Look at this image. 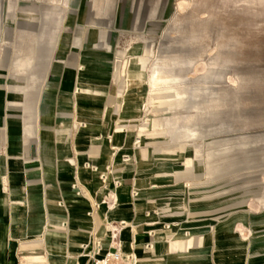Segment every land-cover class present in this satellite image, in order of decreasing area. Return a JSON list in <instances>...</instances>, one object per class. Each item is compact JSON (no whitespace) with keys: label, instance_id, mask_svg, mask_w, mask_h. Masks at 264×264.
Returning a JSON list of instances; mask_svg holds the SVG:
<instances>
[{"label":"rangeland","instance_id":"obj_1","mask_svg":"<svg viewBox=\"0 0 264 264\" xmlns=\"http://www.w3.org/2000/svg\"><path fill=\"white\" fill-rule=\"evenodd\" d=\"M113 133V167L166 150L170 242L207 234L216 264H264V0H0L8 211H30L45 165L78 181L81 152Z\"/></svg>","mask_w":264,"mask_h":264},{"label":"crops","instance_id":"obj_2","mask_svg":"<svg viewBox=\"0 0 264 264\" xmlns=\"http://www.w3.org/2000/svg\"><path fill=\"white\" fill-rule=\"evenodd\" d=\"M156 81V78L150 79L153 85H156ZM123 138L122 134L113 133L110 142L106 137L102 138L100 149L85 148L81 152L82 159H77L76 168L80 172L77 180L84 191L83 195H75L71 188L74 168L67 162H52L44 166V176L40 181L43 191L35 193L33 198L31 196L33 201L30 211H8V195L0 185V264H88L86 257L78 256L79 245L89 242L92 233H95L102 237L106 248L108 238L105 235V222L120 219L129 222L135 232L131 245L130 227L121 230L122 249L132 250L139 258V264H216L211 238L207 234L202 240L194 234L178 243L175 240L170 242L164 238L167 232L157 224L158 237L153 249L147 251L143 248L147 240L145 222L154 218L152 214L146 215L145 211L166 203V194L174 188L173 182H166L164 148L140 146L133 150L136 157L134 165L125 167L114 164L119 171L110 177L108 184L113 176L118 175L122 179V184L116 189L117 206L109 210L100 202L102 190L98 173L84 168L82 163L89 160L97 165L98 170H103L111 161L115 162L119 158V153L113 156L110 144L121 146ZM78 140V144H85V138L79 137ZM162 143H165V139H162ZM41 151L46 159H50V145L45 144ZM87 151L91 153V158L85 153ZM7 171L11 173L9 169ZM20 175L9 174V179ZM132 182L139 192L136 198L130 197ZM8 185V194H11L10 187L14 185ZM94 203L99 205L94 207ZM90 210L91 215L88 214ZM62 222L65 223L64 227H60ZM177 222V226L169 233H181L182 224ZM45 223L51 225L49 230H43Z\"/></svg>","mask_w":264,"mask_h":264},{"label":"built area","instance_id":"obj_3","mask_svg":"<svg viewBox=\"0 0 264 264\" xmlns=\"http://www.w3.org/2000/svg\"><path fill=\"white\" fill-rule=\"evenodd\" d=\"M134 144L136 147H139V138H137ZM111 149L113 154L117 152L116 147H112ZM128 160L129 158L127 154L121 155L122 163H125ZM83 166L98 173L103 193L100 202L105 204L107 209L114 208L117 205L116 189L121 185L122 179L119 176H113L111 183L108 184V176L116 169L109 164L104 168V170L100 171L98 170L97 165L90 162L84 163ZM151 186L153 187L154 185ZM71 188L75 195L80 196L84 194V191L78 181H74L71 184ZM129 193L131 198H136L139 194L137 188L133 185V182ZM61 204L62 202H59V205ZM98 205L99 203H94V207H97ZM91 213L92 210L88 212L90 215ZM145 214H152L154 216V218L145 222V225L147 226L145 230L147 240L144 242L143 248L150 251L153 249L155 240L158 237V229L155 225L159 224L160 229L167 232L164 233V238L169 241V231L177 226V222H168L164 220L166 217V203L156 206L149 211H145ZM64 224L65 223L62 222L60 227H64ZM104 226L106 231L105 235L108 238L106 248L103 246L102 237L95 233H92V237L89 242L80 244L82 255L88 259V264H139V258L132 250L124 251L122 249L120 234L121 230L125 227H130L131 245L134 243L135 232L130 223L124 219L110 220L106 221Z\"/></svg>","mask_w":264,"mask_h":264},{"label":"bare ground","instance_id":"obj_4","mask_svg":"<svg viewBox=\"0 0 264 264\" xmlns=\"http://www.w3.org/2000/svg\"><path fill=\"white\" fill-rule=\"evenodd\" d=\"M29 17V16H28ZM35 17V16H34ZM33 19V18H32Z\"/></svg>","mask_w":264,"mask_h":264}]
</instances>
